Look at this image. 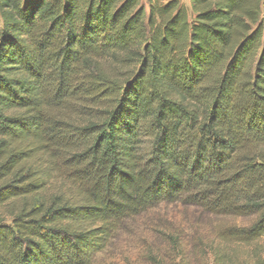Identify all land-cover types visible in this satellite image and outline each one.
<instances>
[{
    "label": "trees",
    "instance_id": "obj_1",
    "mask_svg": "<svg viewBox=\"0 0 264 264\" xmlns=\"http://www.w3.org/2000/svg\"><path fill=\"white\" fill-rule=\"evenodd\" d=\"M188 2L0 0V264H92L161 203L264 237V0Z\"/></svg>",
    "mask_w": 264,
    "mask_h": 264
},
{
    "label": "rangeland",
    "instance_id": "obj_2",
    "mask_svg": "<svg viewBox=\"0 0 264 264\" xmlns=\"http://www.w3.org/2000/svg\"><path fill=\"white\" fill-rule=\"evenodd\" d=\"M252 220L161 203L121 221L92 264H264V237L248 245L219 239L223 228L248 227Z\"/></svg>",
    "mask_w": 264,
    "mask_h": 264
}]
</instances>
